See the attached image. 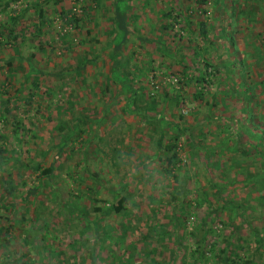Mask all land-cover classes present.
Returning a JSON list of instances; mask_svg holds the SVG:
<instances>
[{"label":"rangeland","instance_id":"rangeland-1","mask_svg":"<svg viewBox=\"0 0 264 264\" xmlns=\"http://www.w3.org/2000/svg\"><path fill=\"white\" fill-rule=\"evenodd\" d=\"M40 1L0 14V27L22 16L23 34L11 44L0 38V264H23L30 250L36 264H190L194 232L231 261L242 253L264 264L254 235H264V184H255L264 179V0H130L122 54L112 41L114 0H64L81 16L78 29L50 4L38 30ZM121 56L124 72H139V104L113 78ZM206 63L210 86L188 83L184 74L195 80ZM174 152L179 182L163 173L162 158ZM7 180L18 192L2 205ZM36 187L34 204L24 201ZM121 195L127 213L117 214ZM95 207L105 215L97 231L87 225L99 222Z\"/></svg>","mask_w":264,"mask_h":264},{"label":"trees","instance_id":"trees-1","mask_svg":"<svg viewBox=\"0 0 264 264\" xmlns=\"http://www.w3.org/2000/svg\"><path fill=\"white\" fill-rule=\"evenodd\" d=\"M20 1L21 0H0V14L4 11H7L10 7L17 4ZM63 1L64 0H41L40 2H38L37 6H36V15H37L36 17L39 21L38 30H41V27L44 25L45 21L47 20V18H46L47 12L45 11V7L49 6L50 4H52V6H54L56 8L61 5L60 15H61L62 21L65 23V25L69 26V28L78 29V25H79L80 20H81V18H79V17H81V16L76 14L74 12V10L68 11L65 7H63V4H61ZM93 1L97 2V3L102 2V0H93ZM128 2H130V0H114L111 2V6L113 8V18H112L113 28L111 31L112 36H113L112 41L115 42V44H116L115 50L120 52L121 54H122V47L128 42V39L131 36L130 22H129L128 15H127L128 14L127 11L129 9ZM89 8H90V6L86 5V7L84 8V13H86L89 10ZM28 10H30V9L27 8L26 10H24L23 13H25ZM21 19H22V16L17 15V16H14V17L9 19V25L7 23L5 25L2 24L0 27V38H4L6 40V43H8V44L9 43L11 44L12 42H14V43L18 42L20 37L23 34L21 32L19 33L18 31H16L15 28H16V25H18L20 23ZM176 19L177 18H174L175 21H176ZM36 23H34V24H36ZM190 26H191V22L189 24V27ZM26 28H27V26H26ZM172 28H173V24L165 26V29H167V30H171ZM21 31L24 32L23 29ZM201 32H202V35L204 37L208 36L207 24H205L204 22L201 23ZM150 40H151L150 38H147L144 40V42H148ZM0 45H2L1 41H0ZM124 59H125L124 56H121V59L116 61L115 69L113 70V78H114V80L118 81L120 84H122L124 86V89H125V91H127V93H129V92L132 93L130 105H132V104L136 105L137 103L139 104L140 101H143V98L146 97L145 90L142 87L138 88L136 86V84H133V82H132V80H134V82H135L136 78L139 77V72L138 73L137 72H128V71L124 72V70H122V68L125 67L126 63H127V62H125ZM8 64H9V66L11 65V63H8ZM0 69H2V67H0ZM213 70H214V67L211 64L206 63L205 64V70L195 80L193 78H188V74H184V77L186 78L188 83L189 82H197L199 84H202L203 88H206V87L210 86L209 79H211V77H213ZM38 73H40V71H38ZM180 81L182 82L184 80L181 79ZM105 90L109 91V90H111V87L106 86ZM197 96L201 97V98L203 97L202 94H198ZM151 99H154V97ZM178 101H179V98H178ZM178 101H177V103H179ZM28 103H31V101L28 100ZM137 111H139V108H137ZM210 115H211V117H216L215 115L213 116L212 113H210ZM76 128H79V127L76 126ZM261 132H264V129H261ZM77 133H78L77 134L78 137L82 136L81 130L78 131ZM251 133H253V132L248 129L246 134L250 135ZM70 137H71V135L67 136V138H69V139H70ZM190 137L192 139H194L193 136L190 135ZM200 137H201V140H204L205 136L200 135ZM258 137L262 138L261 135L255 134L253 136V138H258ZM6 140H7L6 136L0 135V142L3 141V143H5ZM174 140H177V138H174ZM163 143H164V137L161 136V138L157 140V144H158L159 149L163 148V146H164ZM256 147L262 148V146H259V145H256ZM176 148H177V145L175 143V144H172L168 149L171 151V150H175ZM262 150H260L257 153V155L262 156L264 154V153H262ZM0 152H3L2 146H0ZM249 153L250 154H248V155L251 156L252 153L251 152H249ZM3 161L4 160H0V167L4 164ZM162 162L166 164V166L164 167L163 173L173 177L176 181H178L179 178L174 173L175 168H177L178 164H179V161L176 159V152H174V154L171 157L162 158ZM34 169L37 172H39L40 171V164H37ZM53 171H54V168L49 167V168H46L45 170H43L41 172V175L43 177H48V176L50 177L52 175ZM93 177H95V176H93ZM256 178H258V177H256ZM247 181L253 182V179H247ZM3 183H4L3 189L7 192V195L5 194L6 198L3 199V204H2V205H5V202L8 200V198L13 196V195L15 196V194L18 192V184H14L13 180H7V181H4ZM234 184H235V181L230 182L228 184L219 185L218 186L219 187L218 193L225 191L228 187L227 185H234ZM255 184L258 186L259 189H262L263 184H264V179L262 180L261 184H259V185L257 183H255ZM37 189H38V187H36L35 189L28 190L26 193V196H25L26 198L24 199V201H26L28 203L31 202V204H32L33 202L31 201V198L39 196V195H37ZM93 191L95 192V190H93ZM54 194L56 195V193H54ZM127 203H128L127 196L121 195L118 202L113 205L112 210H114L117 214L127 213V208H126ZM94 212L96 213L97 217H99V222H97V221L90 222L89 221V224H87V225H90V227H93L95 229V231H97L99 228H102L101 223L104 220L105 215L102 211V208H100V207H95ZM45 224L46 223H44V225ZM47 226H49V225H47ZM36 229H38V228L37 227L34 228L33 231H36ZM113 229L114 228H112V227L109 228V231L105 235H103V234L97 235V241H96L97 243H95V244L98 245V244L104 243L106 239L108 240L111 237V231H113ZM2 232H3V229H0V235L2 234ZM254 235L257 237V239H259L260 244H264V235H262L260 232H256V231H254ZM192 236H193V240H195V242H194L195 249L193 250V252L190 256V259L192 261V263H190V264H207L211 260V258L209 257L211 254L218 255V258L222 259V261L224 262L223 264H260L259 261L257 259H255V255L250 256V258H246L243 256L242 253H235L234 254L235 257H233L232 261H231L230 258L226 257V255H228L227 249H224V250H222L216 254L215 251H213V247H211L212 249H210V250H207L205 248L204 239L203 240L202 239H196V233L195 232L192 234ZM98 237H99V239H98ZM24 238H25V236H24ZM145 241H148V239L147 240L145 239ZM41 246H43V245H41ZM109 249H112V248L109 247ZM52 253L54 254V252H52ZM91 253H92V256L94 259L98 258L97 254L94 250ZM149 255H151V254H149ZM23 257H25V259H27V262L24 261L23 264H36V262L34 260V253L32 252V250L25 253L23 255ZM131 264H133V263H131Z\"/></svg>","mask_w":264,"mask_h":264}]
</instances>
